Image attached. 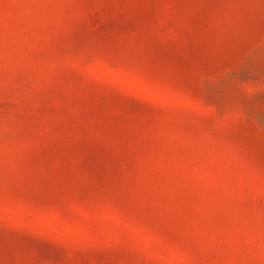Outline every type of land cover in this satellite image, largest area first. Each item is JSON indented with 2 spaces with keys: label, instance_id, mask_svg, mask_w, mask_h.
Returning a JSON list of instances; mask_svg holds the SVG:
<instances>
[{
  "label": "rangeland",
  "instance_id": "obj_1",
  "mask_svg": "<svg viewBox=\"0 0 264 264\" xmlns=\"http://www.w3.org/2000/svg\"><path fill=\"white\" fill-rule=\"evenodd\" d=\"M0 264H264V0H0Z\"/></svg>",
  "mask_w": 264,
  "mask_h": 264
}]
</instances>
